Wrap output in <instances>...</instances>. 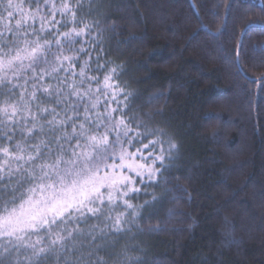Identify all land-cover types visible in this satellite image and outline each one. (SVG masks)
I'll return each instance as SVG.
<instances>
[{
    "label": "trees",
    "instance_id": "16d2710c",
    "mask_svg": "<svg viewBox=\"0 0 264 264\" xmlns=\"http://www.w3.org/2000/svg\"><path fill=\"white\" fill-rule=\"evenodd\" d=\"M14 2L26 11L37 6ZM64 2L72 12L56 13L67 21L61 32L90 25L75 45L91 54L89 75L102 86L115 69L116 91L132 93L123 110L132 134L145 126L164 133L160 172L134 177L140 190L125 198L134 207L105 202L98 216L80 221L85 233L103 229L94 243L107 247L98 256L107 264H128L126 256L132 264H264V0H50L47 7L40 0V11ZM169 142L176 144L170 153ZM133 144L132 151L141 147ZM151 150L143 149L149 163Z\"/></svg>",
    "mask_w": 264,
    "mask_h": 264
},
{
    "label": "snow or ice",
    "instance_id": "6c2138e0",
    "mask_svg": "<svg viewBox=\"0 0 264 264\" xmlns=\"http://www.w3.org/2000/svg\"><path fill=\"white\" fill-rule=\"evenodd\" d=\"M43 3L47 7L50 0ZM36 5L26 11L22 2L0 0V264H107L98 256L107 244L94 243L103 240V229L94 234L93 225L85 233L80 221L98 216L105 202L134 207L125 199L140 190L134 177L153 180L160 172L157 161L164 164L163 129L145 126L133 135L123 111L132 93L116 91L115 69L100 86V78L89 75L91 54L75 47L90 25L61 32L67 21H57L56 13L72 12L69 3H51L47 14L40 0ZM81 56L89 59L81 64ZM99 60L95 71L105 67ZM149 135L157 138L144 143L141 137ZM134 141L141 147L132 151ZM150 146L149 163L143 149ZM174 148L169 142L168 152ZM122 215L113 220L115 232L122 231Z\"/></svg>",
    "mask_w": 264,
    "mask_h": 264
}]
</instances>
